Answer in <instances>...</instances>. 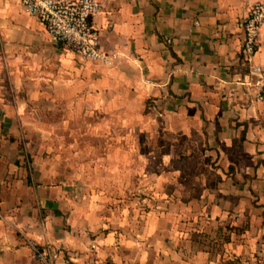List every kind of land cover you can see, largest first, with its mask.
<instances>
[{"label": "crops", "instance_id": "1", "mask_svg": "<svg viewBox=\"0 0 264 264\" xmlns=\"http://www.w3.org/2000/svg\"><path fill=\"white\" fill-rule=\"evenodd\" d=\"M256 1L99 0L91 24L100 47L117 55L105 65L53 42L15 0H0V264H36L15 259L12 233L22 226L28 234L36 205L47 227L65 218L92 230L87 243L51 241L46 230L39 244L54 264H264V90L258 99L257 76L240 55L242 22ZM258 42L253 63L264 68V25ZM94 114L134 133L138 150H159L156 165L166 170L151 175L165 190L142 220L139 211L100 216L94 202L85 210L61 185H37L32 195L23 177L33 118ZM101 160L100 181L116 180L108 154ZM127 163L121 153L113 162ZM220 226L231 228L222 241L230 257L209 245Z\"/></svg>", "mask_w": 264, "mask_h": 264}, {"label": "rangeland", "instance_id": "2", "mask_svg": "<svg viewBox=\"0 0 264 264\" xmlns=\"http://www.w3.org/2000/svg\"><path fill=\"white\" fill-rule=\"evenodd\" d=\"M32 120L34 122L33 126L37 127V129H32L34 132L25 135L24 139H28L31 142L33 155L30 156L28 154V161L25 164L23 174L25 180L29 179L27 184L31 186L30 189H34L32 190L34 191L32 195H36L37 185L44 187L61 185L71 192V196L85 210L89 209L88 205L90 202H94L100 216L108 215L109 213L118 216L122 210H126L127 215L130 216L134 214V211H139L138 217L141 220V217L154 203L161 201V199L159 201L156 199L154 193L165 190V185L163 186L161 182L157 183L152 179L151 175L157 172L163 173L166 170V166L156 165L159 150H138L135 146L137 144L134 133H129V130L126 133L125 130L120 131L117 120L105 119L101 114H94L91 117L83 115L78 119H55L53 117L45 119L37 117ZM56 121L62 122V128L59 126L56 130ZM39 127L47 130L45 135L40 134ZM121 129L125 128L121 127ZM20 141L23 142L24 140L20 139ZM40 143H43L44 146L41 149L39 148ZM122 143L123 145H121ZM104 145L105 147H103ZM106 145L111 148L108 149ZM20 146H22L21 143ZM120 146H124L126 149L119 150ZM120 153L128 161L124 167L113 164L119 158ZM106 154L111 158L112 163L109 167V173L116 179L111 180L109 183L100 181L103 179V174L107 172L100 163L102 161L101 158L105 157ZM146 157L148 159L153 158V162L147 164L148 161L143 160ZM140 159H142L141 162L143 161L142 165L135 164ZM61 161L62 164L59 165L58 163ZM92 173L95 174L94 177L99 179V181L88 179L93 178ZM119 173L126 175L124 182L117 180ZM58 177H61V179ZM35 211L37 217L34 222L27 223L30 228V231H27V235L23 229H20L22 226H15L12 229L17 241L14 246L16 260L27 259L32 260L36 264H41L33 256L32 250L29 252H26V250L25 252H18L17 249L22 246L27 249L28 241L40 246L39 241L42 242L48 239L45 236L46 230L50 231L48 237L51 241L64 239L69 242L80 241L87 243L90 238H93L91 236L92 230H90L88 224L81 226L77 223L71 224L64 218L59 222H50L49 227H47L45 210L36 205L29 212L33 214ZM1 216H3V212L0 210V219L2 218ZM226 227L225 231L223 226L216 230L212 241L216 238L218 240L215 243H209L213 251L225 252L222 241L230 237L229 227ZM2 237H6V234H3ZM225 253L227 257H230L228 252ZM79 254H81V251H79ZM65 257L69 261L66 254ZM232 259V264H243L239 260L234 261V257ZM69 264L74 263L69 261Z\"/></svg>", "mask_w": 264, "mask_h": 264}, {"label": "built area", "instance_id": "3", "mask_svg": "<svg viewBox=\"0 0 264 264\" xmlns=\"http://www.w3.org/2000/svg\"><path fill=\"white\" fill-rule=\"evenodd\" d=\"M23 11L34 16L44 27L49 38L83 60L113 64L116 53L100 47L99 34L91 21L101 10L99 0H15ZM264 25V0L256 1L247 11L242 22L243 39L240 55L250 73L257 76L253 84L258 87L257 98L264 90V68L253 63L258 50V38ZM251 84V83H249ZM33 256L41 264H54L53 255L36 243L27 242Z\"/></svg>", "mask_w": 264, "mask_h": 264}, {"label": "trees", "instance_id": "4", "mask_svg": "<svg viewBox=\"0 0 264 264\" xmlns=\"http://www.w3.org/2000/svg\"><path fill=\"white\" fill-rule=\"evenodd\" d=\"M229 229H231V228H229ZM234 230L242 232V231L244 230V228H241V229H234ZM228 239H229V237H227L225 241H227ZM231 260H233V259L225 260V261L223 262V264H232V261H231ZM235 260H238V259H234V261H235Z\"/></svg>", "mask_w": 264, "mask_h": 264}]
</instances>
